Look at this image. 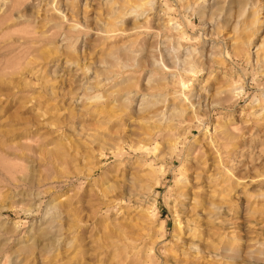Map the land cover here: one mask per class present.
Wrapping results in <instances>:
<instances>
[{
    "label": "rangeland",
    "instance_id": "rangeland-1",
    "mask_svg": "<svg viewBox=\"0 0 264 264\" xmlns=\"http://www.w3.org/2000/svg\"><path fill=\"white\" fill-rule=\"evenodd\" d=\"M0 264H264V0H0Z\"/></svg>",
    "mask_w": 264,
    "mask_h": 264
},
{
    "label": "bare ground",
    "instance_id": "bare-ground-1",
    "mask_svg": "<svg viewBox=\"0 0 264 264\" xmlns=\"http://www.w3.org/2000/svg\"><path fill=\"white\" fill-rule=\"evenodd\" d=\"M205 182V181H204ZM202 186V185H201ZM201 187H198V185L197 186H194L193 187V189H194V191H191L189 194L193 197V199H192V201L193 200H195V199H200V197L198 196V194H196L197 192L196 191H198L199 189H200ZM200 191V190H199ZM201 194V193H200ZM187 198V197H186ZM189 200V199H188ZM202 200V199H201ZM191 202V201H190ZM202 203V202H201ZM197 205V204H196ZM196 207V206H195ZM198 207V206H197ZM199 208H201V207H199ZM194 216H195V212H194ZM191 219V218H190ZM187 225H188V233H191V235L193 236V239H194V237H198L199 235H200V232H199V229H198V223H197V220L195 219V218H193L192 220H190V221H188V223H187ZM186 236V235H185ZM201 236V235H200ZM190 239H191V237H189ZM200 238V237H199ZM208 243V242H207ZM187 244V243H186ZM184 245V244H183ZM191 246V249L193 248H195V247H192L193 245H190ZM187 248V247H186ZM194 254V253H193Z\"/></svg>",
    "mask_w": 264,
    "mask_h": 264
}]
</instances>
